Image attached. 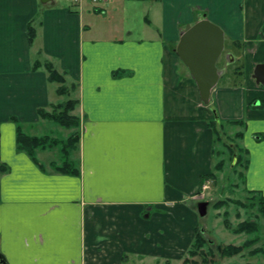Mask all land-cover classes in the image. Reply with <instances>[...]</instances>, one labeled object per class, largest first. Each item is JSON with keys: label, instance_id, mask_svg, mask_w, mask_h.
<instances>
[{"label": "crops", "instance_id": "0c3cea01", "mask_svg": "<svg viewBox=\"0 0 264 264\" xmlns=\"http://www.w3.org/2000/svg\"><path fill=\"white\" fill-rule=\"evenodd\" d=\"M128 1L140 5L142 24L110 39L91 33L84 5L0 0V164L8 167L0 173L3 264L182 259L197 228L186 201L197 202L196 211L203 202L202 177L215 172L216 146H228L215 140V129L227 139L220 128L227 121L244 122V186L264 196V86L252 77L264 63V0ZM39 11L30 46L28 23ZM204 18L223 30L230 59L244 68L240 81L236 72L218 70L208 104L175 52L180 35ZM37 55L78 85L73 114L81 123L71 155L78 176L53 170V152H37L43 170L17 150L11 118L37 136L46 125L37 110L60 103L46 72L31 70Z\"/></svg>", "mask_w": 264, "mask_h": 264}, {"label": "rangeland", "instance_id": "374dc122", "mask_svg": "<svg viewBox=\"0 0 264 264\" xmlns=\"http://www.w3.org/2000/svg\"><path fill=\"white\" fill-rule=\"evenodd\" d=\"M55 2L57 7L69 6L75 9L77 8L73 6L72 0H55ZM78 2L79 9L84 5L85 10L88 9L91 12L90 21L93 22L90 24L91 33L97 38H121L124 34V28H133V32H136V29L142 24L138 9L140 5L138 4V7L137 5L134 6L135 1L112 0L110 7L105 12L97 11L102 6V0L95 4L91 0H79ZM230 49L231 47L226 42L217 67L219 71L225 70L226 76L228 77H231L233 71L236 72V76H239L236 78L240 81L241 77H243L244 68L242 64L235 62L234 59H230ZM240 51L243 50L240 49ZM36 58L41 59V56L37 55ZM65 77V85L70 87L73 82L67 77V74H65ZM55 85L57 88L58 85ZM76 92L77 90L72 93L71 97L77 100ZM65 100V96H59L56 101L63 102ZM77 117L81 123V117ZM44 123L46 125L42 126L38 131H35V135H48L51 138H57L62 141L67 140L69 137H76L79 140L78 128L80 123L78 127L70 129L62 128L48 121ZM21 127L23 132L26 134L29 133L24 127V124ZM242 129L243 127L241 126L231 127L226 125L222 129L227 139L221 136V140H224L228 146L224 143L216 146L217 156L214 158L215 164H221V166L218 170H215V180L210 178L206 183L208 186L207 189L201 192L202 195H200L201 197L199 199H202L205 203L204 213L199 215L196 211L197 202L186 201V206L197 215V227L201 229V234L206 240V245L202 248V254L193 258L185 254L182 259L176 261L159 260L148 262L138 259L128 264H264V218L260 215L257 207V201L262 194L256 191H248L244 186L245 162L247 160L248 163V155L241 149L240 138H236V134L242 132ZM76 145L71 149V155L76 149ZM39 151L53 152L54 162L52 163L56 165H60L62 162L59 147L49 150L37 149L35 155ZM237 155H240L243 159L240 164H236L235 156ZM72 161L78 167V162ZM46 167L48 166L43 165L42 169L45 170ZM50 167L52 168L53 166L50 165ZM222 200L238 201L243 205L225 203L217 208L212 207L214 202ZM252 201L254 204L250 205ZM246 221L255 222L257 225L256 231L252 233H236L234 230L237 228V225ZM243 244H247V246L234 256L222 257L216 249L217 246H242ZM258 249L263 250V253L250 254L252 251ZM185 259L188 261L184 262Z\"/></svg>", "mask_w": 264, "mask_h": 264}, {"label": "trees", "instance_id": "16d2710c", "mask_svg": "<svg viewBox=\"0 0 264 264\" xmlns=\"http://www.w3.org/2000/svg\"><path fill=\"white\" fill-rule=\"evenodd\" d=\"M40 6H42L40 4ZM72 9V7H70ZM73 11V10H72ZM41 20V11L38 12L35 19H32L28 23L27 27V37H28V43L31 46L33 44V41L36 37V26L40 24ZM37 22V23H36ZM233 45L241 46L240 42H233ZM40 54V52H39ZM39 69H43L47 74V81L49 83L57 84L58 87L56 88V94L58 96H65L66 100L54 105L50 106V110H46L44 108H39L37 110V114L41 120L52 122L62 128L70 129L75 128L79 126V118L73 114V111L76 109V106L78 105V100L71 97L72 93H74L78 87L77 83H72L70 87H67L65 85L66 83V77L64 73H60L57 71L56 67L51 61L46 60H40L39 58H36L31 66L32 71H37ZM256 108L262 107V104H259L258 106H254ZM11 120L15 123L16 126V147L17 150L20 152L26 153L29 157L32 158V160L39 165L40 168H43V165L40 164L36 158L35 151L38 150H49L56 147H59V152L62 156V162L60 165H56L54 163H51L50 165L53 166L52 168L56 170L59 173L67 174V175H73L78 176L79 175V168L74 165V162L72 159H70L71 156V149L77 144L78 138L76 137H69L67 140L62 141L57 138H51L48 135H42V136H34L29 135L23 132L21 124L16 118H11ZM241 126L244 127V122L239 120H233V121H227L225 123L220 124V128H224V126ZM221 129V130H222ZM215 140L220 141L221 136L220 133L215 129ZM242 132H238L236 134V138H241ZM256 139H260L257 137ZM243 149V148H241ZM240 149V150H241ZM246 154L248 155L247 150L243 149ZM236 158V164H240L243 159L240 155L235 156ZM246 167H247V160H246ZM221 164H216L215 170H218ZM8 170V167L5 164H0V173H4ZM214 170V171H215ZM215 172H212L209 175H205L202 177V183L208 182L209 179L215 180ZM225 203H234V204H240L242 203L238 201L233 200H222L217 201L212 204V207L217 208ZM254 202L252 201L250 205H253ZM257 207L260 215L264 218V196L261 195L257 201ZM257 228V225L255 222L246 221L242 222L237 225V228H235V232H247L252 233L255 232ZM206 245V240L201 234V229L199 227L196 228L194 238L192 240V243L190 244L189 249L186 252V255L193 258L195 256L202 254V248ZM247 244H243L242 246H217V251L219 252L220 256H234L242 251L244 247H246ZM259 252L263 253V250H254L250 254L254 255ZM188 260H184V262H187Z\"/></svg>", "mask_w": 264, "mask_h": 264}, {"label": "water", "instance_id": "95a60500", "mask_svg": "<svg viewBox=\"0 0 264 264\" xmlns=\"http://www.w3.org/2000/svg\"><path fill=\"white\" fill-rule=\"evenodd\" d=\"M41 4H53L54 0H38ZM224 50V32L208 19H201L184 31L175 47L181 62L188 68L195 81L201 100L209 103L211 90L219 80L217 63ZM253 79L264 86V63L255 66ZM205 203L198 204L199 215L204 213ZM0 264L3 262L0 261Z\"/></svg>", "mask_w": 264, "mask_h": 264}, {"label": "built area", "instance_id": "2783aa9c", "mask_svg": "<svg viewBox=\"0 0 264 264\" xmlns=\"http://www.w3.org/2000/svg\"><path fill=\"white\" fill-rule=\"evenodd\" d=\"M73 1V6H76L77 8H79V5H77L79 2V0H72ZM94 4L96 3V2H100V0H91ZM207 182H205L203 185H202V187H201V189H200V192H203L204 190H206L207 189V184H206Z\"/></svg>", "mask_w": 264, "mask_h": 264}]
</instances>
